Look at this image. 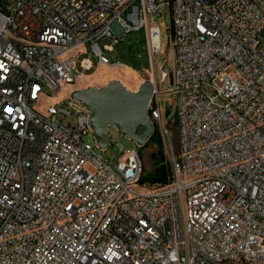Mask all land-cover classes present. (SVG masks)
<instances>
[{
    "label": "built area",
    "instance_id": "2783aa9c",
    "mask_svg": "<svg viewBox=\"0 0 264 264\" xmlns=\"http://www.w3.org/2000/svg\"><path fill=\"white\" fill-rule=\"evenodd\" d=\"M0 6V264H264V0ZM167 12L171 86L152 81L148 115L172 153L174 97L179 152L167 184L140 185L139 146L104 157L78 88L54 98L93 70L83 47L118 65L105 54L145 29L153 65Z\"/></svg>",
    "mask_w": 264,
    "mask_h": 264
},
{
    "label": "rangeland",
    "instance_id": "374dc122",
    "mask_svg": "<svg viewBox=\"0 0 264 264\" xmlns=\"http://www.w3.org/2000/svg\"><path fill=\"white\" fill-rule=\"evenodd\" d=\"M166 14V10L162 11ZM157 24L161 30V51L153 55V65L149 54V48L147 43V32L145 29H141L137 32H131L125 34L121 40L117 39V42L113 45V50L110 53L105 54L112 62L118 65L102 66L100 67L93 55L90 54L88 47H83L82 52L79 56L82 58H90L93 65V70L85 72L84 78H79L73 84L64 85L60 92L55 96L54 101L59 102L61 100L67 99L69 93L76 87L79 89H85L89 87L93 88H104L110 82L117 81L128 91H136L138 87L146 81H157L161 76L162 67L166 65L169 72L173 65V54L171 47L169 46V32L167 29L170 26V16L167 12L165 18L157 20ZM112 40L106 39L102 40L99 45L102 47L104 45H110ZM163 73H165L163 71ZM99 75V76H98ZM171 80L169 73H167V78L160 83L159 89L162 92H166L171 86ZM219 87V86H218ZM53 100H47L40 98L36 104V107L44 113L47 105L54 102ZM161 107L163 114V121L166 123L167 119H171L175 111V100L172 95L163 94L161 96ZM167 111L169 112L167 114ZM166 127L173 130L176 129L171 125L165 124ZM110 138L112 145H109L105 152L104 157L111 158L115 161L119 153L118 145L123 148H135L137 145L132 140L124 138L115 128L109 129ZM173 137V136H172ZM171 140H173L171 138ZM92 143V142H91ZM146 144V143H145ZM174 151V146L172 144ZM155 147L149 145L148 147H139V157L141 161V176L147 175L154 169V162L150 158L151 152L155 151ZM167 163L171 166L172 154L177 157L175 152L171 151L166 154L164 151Z\"/></svg>",
    "mask_w": 264,
    "mask_h": 264
},
{
    "label": "water",
    "instance_id": "95a60500",
    "mask_svg": "<svg viewBox=\"0 0 264 264\" xmlns=\"http://www.w3.org/2000/svg\"><path fill=\"white\" fill-rule=\"evenodd\" d=\"M1 10V6H0ZM162 71L169 73L166 65ZM152 94V82H143L136 91H128L119 82L112 81L106 87L74 90L70 97L81 102L90 111V127L96 144L105 149L110 143L108 128H115L120 135L143 147L153 132L148 115V103ZM172 131V144L178 154L177 130Z\"/></svg>",
    "mask_w": 264,
    "mask_h": 264
},
{
    "label": "trees",
    "instance_id": "16d2710c",
    "mask_svg": "<svg viewBox=\"0 0 264 264\" xmlns=\"http://www.w3.org/2000/svg\"><path fill=\"white\" fill-rule=\"evenodd\" d=\"M166 123L177 128L174 116L167 119ZM149 145L154 146L156 149L150 154V158L154 162V169L149 174L140 176L138 182L140 185L163 186L171 180V166L166 161L163 142L156 124L153 125V132L143 147Z\"/></svg>",
    "mask_w": 264,
    "mask_h": 264
},
{
    "label": "snow or ice",
    "instance_id": "6c2138e0",
    "mask_svg": "<svg viewBox=\"0 0 264 264\" xmlns=\"http://www.w3.org/2000/svg\"><path fill=\"white\" fill-rule=\"evenodd\" d=\"M7 111H9V112H10L11 110H10V109H7Z\"/></svg>",
    "mask_w": 264,
    "mask_h": 264
},
{
    "label": "crops",
    "instance_id": "0c3cea01",
    "mask_svg": "<svg viewBox=\"0 0 264 264\" xmlns=\"http://www.w3.org/2000/svg\"><path fill=\"white\" fill-rule=\"evenodd\" d=\"M79 89H81V87Z\"/></svg>",
    "mask_w": 264,
    "mask_h": 264
},
{
    "label": "bare ground",
    "instance_id": "6f19581e",
    "mask_svg": "<svg viewBox=\"0 0 264 264\" xmlns=\"http://www.w3.org/2000/svg\"><path fill=\"white\" fill-rule=\"evenodd\" d=\"M99 76V75H98Z\"/></svg>",
    "mask_w": 264,
    "mask_h": 264
},
{
    "label": "flooded vegetation",
    "instance_id": "af4514ba",
    "mask_svg": "<svg viewBox=\"0 0 264 264\" xmlns=\"http://www.w3.org/2000/svg\"><path fill=\"white\" fill-rule=\"evenodd\" d=\"M109 135V134H108Z\"/></svg>",
    "mask_w": 264,
    "mask_h": 264
}]
</instances>
